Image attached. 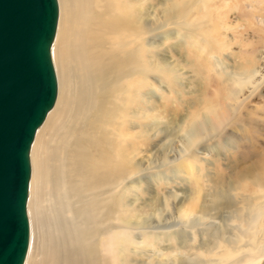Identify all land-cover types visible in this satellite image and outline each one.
<instances>
[{"label": "bare ground", "instance_id": "bare-ground-1", "mask_svg": "<svg viewBox=\"0 0 264 264\" xmlns=\"http://www.w3.org/2000/svg\"><path fill=\"white\" fill-rule=\"evenodd\" d=\"M138 1L56 0L50 45L56 92L29 146L28 242L21 264H120L119 246L129 248L134 234L141 233L146 243L147 234L175 232L186 242L172 257L163 251L141 262L127 254L122 264H261L264 188L247 185L242 190L231 183L201 188L195 179L191 210L198 200L202 204L193 214L179 208L183 202L176 191L141 209L125 199V190L140 187L145 173L156 172L158 179L168 172L173 179L164 185L177 187L182 174L199 172L189 158L202 145L225 149L242 130L235 123L247 100L264 83V52L262 65L249 59L233 69L227 65L221 51L230 28L219 12L221 0H161L159 13L144 20ZM173 38L195 40L196 57L218 93L198 104L194 114L177 119L180 147L169 156L166 144L159 148L154 143L162 131L147 106L163 96L164 86L169 93L177 86L178 72L169 56L158 59L155 54ZM229 126L233 130L225 142L211 145ZM143 148L162 162H144ZM45 197V235L32 252ZM168 208L170 218L161 219Z\"/></svg>", "mask_w": 264, "mask_h": 264}, {"label": "rangeland", "instance_id": "rangeland-1", "mask_svg": "<svg viewBox=\"0 0 264 264\" xmlns=\"http://www.w3.org/2000/svg\"><path fill=\"white\" fill-rule=\"evenodd\" d=\"M160 2L161 0L138 1V7L141 10L143 20L149 19L150 13H159ZM222 3L225 5L222 6ZM226 3H228L227 6ZM218 5L222 7L219 12L226 17L225 22L230 28L225 38V48L221 51L224 54L227 65L233 69L249 60H253L259 65L261 62L260 58L264 52V0H221ZM201 12L203 13V10ZM195 16L193 19L200 15ZM171 33L168 32L166 35ZM167 40L162 47L156 50L155 54H157L158 59L162 56H169V62L178 72V83L177 86H171L174 91L172 93H169L167 88L168 85L164 86L163 90L165 93H163V96L159 95V98L154 99L153 103L147 106V108H149L148 113H150L154 121L160 122L158 128L162 131L161 135L154 142L155 145L160 148L166 144L164 151L168 153L169 156H172L174 153H177V148L180 147L178 141L180 133L175 134L178 130L177 128L181 126L176 122L177 119L184 117V115L186 116L187 113L194 114L197 110V105L203 101L209 100V98L213 99L218 93V89L215 82L212 81L208 77L207 72L204 71V66L206 65H203L204 63L196 57V54L198 55V46H196L195 40L192 39L188 41L187 39L184 41L189 44L188 47L177 38L170 39V41ZM194 52L195 55L193 54ZM260 65L262 64L260 63ZM147 108H145L146 113L148 111ZM235 125L241 126L242 130L235 132L232 136L233 139L227 143L225 149L219 150L221 154L216 152V150L208 149L210 145H202L200 146L201 150L197 149V151L194 152L195 157H190L187 162H191L193 166H197L199 172L193 170L190 174H182V183H180L179 186L176 187L173 184L169 186L164 185V182H169L173 179L172 175L168 172L163 174V178L159 177L158 179L154 176L156 172L150 174L145 173L140 187H128L125 190L126 201H136V207L141 209L144 204L149 205L156 200L163 201V198L168 195V191H176L179 199H182L181 202H183L179 205V208L185 214H193L199 209L200 204H202V199L198 200L194 207L195 210H191L196 200L195 196L190 193L192 189L196 188L195 179L200 180L201 188L211 184V186L216 189H221L224 185L226 187L228 183L238 186L242 190L247 185L264 188V83L251 97H249ZM229 130H233L232 126L226 128V132H224L226 135L222 134L220 138L213 141L211 145L223 144L225 142L224 139L226 140L225 136L228 135L227 132H230ZM172 133L175 135L169 137ZM165 136L169 138H165ZM166 139H168L169 142H167ZM202 149L204 150L202 151ZM143 150L141 155L144 162H146V159L154 161L157 165L158 162H162V159L156 162L152 156L153 153L151 151L148 152V149L143 148ZM251 176L253 177L250 178ZM46 199L45 197V200ZM45 200L39 208L40 224L38 223L39 225L33 230L31 240L32 252H35L39 248L42 238L45 235L42 224L43 221L48 219L46 215H48L49 210V202ZM169 213L170 208H168V211L166 210L162 213L161 219L166 220L168 217L170 218ZM178 233L179 232H175L171 235L167 233H156L155 235L147 234L146 237H148V241L146 243L144 241L145 236L141 233L134 234V239L130 242L129 248L125 249L122 245L119 246L120 264L123 263L127 254H129L134 261L141 262L145 260V257L151 256L153 253L163 251L167 252L169 257H172V252L176 251L179 246L178 244H180L181 241H183V243L186 242L185 238L181 237ZM143 241L144 243L140 244V242ZM127 249L131 250V253H125ZM261 264H264V261Z\"/></svg>", "mask_w": 264, "mask_h": 264}, {"label": "water", "instance_id": "water-1", "mask_svg": "<svg viewBox=\"0 0 264 264\" xmlns=\"http://www.w3.org/2000/svg\"><path fill=\"white\" fill-rule=\"evenodd\" d=\"M56 0H0V264H21L28 242L29 146L51 108Z\"/></svg>", "mask_w": 264, "mask_h": 264}]
</instances>
